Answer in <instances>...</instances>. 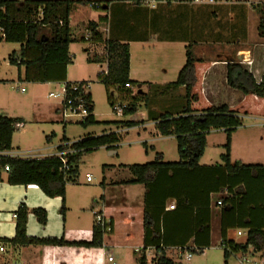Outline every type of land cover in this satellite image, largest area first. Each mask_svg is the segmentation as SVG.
I'll use <instances>...</instances> for the list:
<instances>
[{"label":"crops","instance_id":"1","mask_svg":"<svg viewBox=\"0 0 264 264\" xmlns=\"http://www.w3.org/2000/svg\"><path fill=\"white\" fill-rule=\"evenodd\" d=\"M84 4L76 3L72 7L69 17L71 35L74 13L79 11L77 7H82ZM107 9L108 11H103L99 17L81 22L82 28L86 31L85 36L90 31L91 23L97 24V32L102 36L100 43L85 42L83 36L81 40L89 45L85 52L90 56L89 58L95 55L104 56L109 39L129 44L130 79L138 83L141 93H144L145 89L162 88L176 83L180 70L186 64L188 47L191 48L195 58L211 62L203 78V95L215 107L223 105L234 107L245 100V95L241 91L228 85L230 61L238 64L244 72L251 74L258 84L264 77V36H260L259 32L264 0H228L227 4L219 5H211L207 0H200L197 3L161 4L153 10L145 6L135 7L129 0H113ZM104 17H108V21L100 22ZM72 40L74 42L73 37ZM16 45H19V50L10 54L9 62L13 53L20 55L22 46ZM89 65L100 66L102 72L106 69L105 65L91 63ZM13 66L18 68L17 81H0V114H2L0 117L26 121L23 131L28 123L33 122V125L38 126L42 137H45L47 133L42 127L47 125V116L49 122L55 125L61 103L50 98L51 92L47 94L44 90L57 87L55 90L57 91L64 83L28 82L26 67L19 64ZM67 76L66 82L78 83L69 81ZM79 82L87 81L80 79ZM19 83L28 85V89L23 92L24 87ZM15 90L21 96L18 94L15 96L13 94ZM178 94L182 96L184 90L180 89ZM49 100L51 106L48 104ZM173 104L174 102H171L169 107ZM155 112L158 113V110ZM242 119L243 126L232 135L231 162L264 167V117L243 116ZM245 121L254 123L245 126ZM245 127H248L247 130ZM136 128L138 127L115 132L127 136ZM252 128L258 129V132H249ZM18 132L13 135L11 150L8 152H23L47 158L59 152L60 146L71 143L68 140L66 143L63 141L54 143L52 140L54 134L46 138V145L42 143L21 145L16 141ZM156 134L161 138H173L162 137L158 131ZM22 146H25V149H22ZM110 154L114 155L116 152L112 151ZM160 156L163 163L176 162L166 161L163 152ZM202 157L199 161L202 167L222 165L221 156L220 163L216 164H201ZM130 167L122 165L119 169L114 167L109 170L115 173L116 177L111 180L112 176L109 177L108 174V180L105 179L102 183L100 202L95 195L81 191L76 185H67L64 216L61 212L63 205L61 198L47 197L36 185H9L7 172L2 173L0 246H3L5 251L0 252V264H109L106 252L111 255V249L120 245L134 250L136 254L140 253V259L145 255L147 264H155L153 261L157 256L156 249L145 247L144 244V215L148 190L144 185L128 184L134 179ZM260 175L261 177L257 174L255 178L251 176L243 178L244 195L237 201V208L231 210L229 203L222 208L216 206V202L221 197L227 196L224 191L219 193L226 181L222 171L204 169L161 174L152 189L149 208L155 213L159 209L162 211L159 229L162 235H165L161 250L166 257L178 263L176 259L186 249L194 251L199 247L197 245L202 247L208 244V234L203 232L206 226L210 229V247L206 250L213 247L214 235L219 238L221 247L224 240L223 229L226 230V241L243 245L247 242L249 233L245 224L251 225L252 228H264V210L256 211L254 208L260 204H263L262 208H264V170ZM106 181L110 183L107 184ZM180 201L188 204V207L181 205L175 212ZM21 206H25L24 210L28 212L26 226L28 237L64 239L69 243L92 242L95 217L101 214L111 226V231L102 238L107 250L105 251L101 246L87 249L22 246L9 243L16 236L18 221L14 215L19 212ZM36 209L46 212L45 225H41L33 214ZM240 255L231 257L239 260ZM255 257L264 261V250Z\"/></svg>","mask_w":264,"mask_h":264},{"label":"trees","instance_id":"2","mask_svg":"<svg viewBox=\"0 0 264 264\" xmlns=\"http://www.w3.org/2000/svg\"><path fill=\"white\" fill-rule=\"evenodd\" d=\"M135 7H147L149 0H129ZM192 1V0H189ZM76 3H86L72 0H0V24L6 31V43L20 44L22 46L20 55L13 53L10 63L19 64L26 67V81L32 83H65L67 68L72 64L69 47L73 43L70 30V13ZM100 5L96 10H105L113 3V0H103L94 2ZM92 3V4H94ZM171 3L165 4L169 5ZM161 5V4H160ZM159 5V6H160ZM151 9V8H149ZM153 10V9H151ZM108 17L100 19V22H107ZM97 24L91 23L89 30L92 33V41L100 43L102 36L97 32ZM260 36H264V11L262 12L259 27ZM91 64L108 65V74H99L98 80L107 90L109 103L112 108L116 102L110 94L112 89H116L120 95L126 96L131 100L129 105H125L123 115H134L137 112L139 103L150 104V98L145 93H141L138 83L130 79V47L129 44L107 41V48L104 56H93L88 59ZM211 62L197 59L194 57L191 48L187 50V61L178 75L176 83L166 87L157 88L162 92L158 95L170 98L174 104L161 113L159 116L155 111L150 112L149 119L156 123V130L162 137H173L178 144L179 161L174 163H163L161 156L155 162L144 165H133L129 169L133 180L128 182L130 185H144L148 190L146 196L147 208L144 217L145 247H154L157 256L155 264H180L175 263L166 257L161 250L165 235H162L159 227V219L162 211L154 212L149 208V202L153 187L156 185L159 176L163 173L174 174L177 171H196L209 169L210 171H222L226 181L219 193L227 195L221 197L216 202H221L219 208L229 203L231 210L237 207V201L244 195L243 178H255L264 170L262 166H245L231 162V143L233 133L243 126V116L264 117V77L258 84L251 74L244 72L241 67L233 61L228 63V85L231 88L241 91L245 95L244 102L229 107L223 105L215 107L211 105L203 95V78L206 71L210 68ZM132 86L136 91L127 89L126 85ZM183 89L184 94H178ZM176 97L178 100H176ZM91 107V116L82 124H95L94 107L91 95L88 96ZM182 101V102H180ZM155 116V118H153ZM25 122L21 119H10L0 117V152L10 151L13 135L24 127ZM138 122L118 123L117 130L132 129L138 127ZM224 131L226 133V143L223 146L224 153L221 155L222 165L213 167H202L199 164L200 158L204 155L207 145V137L211 132ZM124 138L120 132H111L102 136H89L81 141L72 143L71 146H60L59 152L75 150L76 153L67 156L70 166L65 170L60 160L47 158L42 160H7L0 161V181L5 167L9 166L7 172V182L12 186L36 185L49 198H61L63 201L61 212L65 215L66 207V188L69 183H74L78 173V164L85 153L96 151L106 147L113 150L122 144ZM67 140H63L66 143ZM232 183V184H230ZM230 184V185H229ZM218 193V192H217ZM247 194V193H246ZM181 205L188 207L180 201L176 211ZM263 204L254 206L255 210H264ZM229 207V208H230ZM21 206L17 213L16 236L9 243L22 246H52V247H77V248H96L102 245L103 234L100 228L94 227L92 242L69 243L64 239H37L28 237L26 233L28 212ZM37 221L41 225L47 222V214L44 210L36 209L33 211ZM203 228V232L208 234V244L197 245L198 250H205L210 247L209 226ZM249 229L247 242L243 245L226 241V230L223 229V244L225 245L224 259L225 264L232 255L246 254L249 247L255 253L264 250V228ZM202 230V229H201ZM198 235L195 237L197 243ZM185 248V246H184ZM183 248V249H184ZM140 264H147L145 255L140 259Z\"/></svg>","mask_w":264,"mask_h":264},{"label":"rangeland","instance_id":"3","mask_svg":"<svg viewBox=\"0 0 264 264\" xmlns=\"http://www.w3.org/2000/svg\"><path fill=\"white\" fill-rule=\"evenodd\" d=\"M84 1L86 3L82 7H77L79 11L74 13L73 16L74 25L72 37L74 42L69 48L72 64L68 68L67 77L68 80L72 82H79L80 79H85L90 83V94L94 107L93 115L95 116L96 123L86 126L77 121L70 120L72 122L65 124L62 123L61 117L58 114L57 123L54 125L49 122V116H47V125L46 127H42V129L46 130L47 136L42 137V134L38 131V126L36 124L33 125L32 122L28 123L25 131H23L22 128V130L19 129V132L17 131L18 135H16V141L17 144L21 143V145H35L39 143L46 145V138L55 134L52 138L54 143H60L64 139L71 143H75L89 136H102L105 133L109 134L111 132H115L117 130L118 123L138 122V128L130 131L129 135L125 136L124 133H120L124 140L122 144L113 150L103 147L96 151L85 153L78 164V173L76 175L75 182L68 184L69 186L76 185L81 188V191L95 195L97 197V201L100 202L103 191L102 183L105 179L108 180V174L109 177L112 176L111 180L116 177L115 173L109 171L110 169L114 167L119 169L122 165L132 166L151 163L156 161L157 156L162 152L165 153L166 161L177 162L179 160V154L176 139L157 137L156 124L153 120L151 121V119H149L151 111L158 110L157 114L159 116L161 113L169 109L171 102H173L166 96L162 97L158 95L159 92H162L161 90H158L157 88H152L150 90L145 89L144 93L146 97L150 98V104L139 103L137 106V112L134 115L118 116L111 107L107 90L98 80V75L101 74L103 69L97 65H89L88 58L90 56L85 52L89 45L81 40V38L85 36L84 34H86V31L82 28L81 22L86 19H95L102 15L104 9L96 10L91 5L94 2H100L103 0ZM105 7V4L102 5V8ZM18 50L19 45L6 44V42L0 44V81H17L16 77L18 68L10 64L9 56L13 51ZM19 84L21 85V83ZM21 87L28 89V85L26 84H22ZM56 89L57 87H51L50 89L44 91H47V94H49ZM13 94H15V96L17 94L18 96H21V94L16 90L13 91ZM110 94L115 99L117 106L123 107L131 103L130 99L124 95H120L116 89H112ZM176 100H178L177 97ZM48 104L51 106L52 103L50 100ZM1 105H3V103ZM153 118H155V116ZM24 122L25 126L26 121ZM251 123L254 122H244L245 126H250ZM246 128L248 127H245V129ZM249 132H258V129L252 128ZM207 141L205 153L200 163H220V156L224 152L223 146L226 143V133L224 131L211 132V134L207 137ZM22 147V149H25V146ZM112 151L116 152V154L111 155L110 153ZM87 175H90L93 178V182L91 184L87 182ZM106 182L107 184L110 183L109 181ZM213 238L214 244L212 248L208 250L205 249L203 253H192L190 249H186L185 252L179 256L178 259H176L177 262L181 264H225L223 249L219 246V238L215 235ZM110 254L115 258L116 264H140L139 256L141 254H136L134 250L129 249L125 245L112 248ZM188 254L192 255V258L189 261L187 260ZM259 261L260 264H264V261ZM229 264H241V262L238 258L231 257Z\"/></svg>","mask_w":264,"mask_h":264},{"label":"built area","instance_id":"4","mask_svg":"<svg viewBox=\"0 0 264 264\" xmlns=\"http://www.w3.org/2000/svg\"><path fill=\"white\" fill-rule=\"evenodd\" d=\"M200 0H149L147 2V6L151 9H156L158 5L160 4H168V3H180V4H187V3H197ZM208 4L211 5H219V4H227L228 0H207ZM93 8L98 9L100 8V5L94 3L91 5ZM7 38L6 31L4 27L0 24V43L5 42ZM85 42H91L92 41V33L89 31L88 34L84 37ZM106 69L102 72L104 75L108 74V65L105 64ZM127 89L134 88L130 85L125 86ZM90 89L91 85L88 82H78V83H69L65 82L61 89L51 92L49 94V97L52 99H55L61 103V109L59 111V116L61 117V120L63 123L67 124L68 122L77 121L79 123H83L88 117L91 116L90 112V101L88 100V96L90 95ZM24 92L25 89H22ZM136 91V90H135ZM125 106L120 107L115 105L113 108L114 111L118 116L123 115V110ZM72 143H69L66 146H71ZM75 150H67L64 152H57L55 154L49 155L47 158H56L60 160L63 164V167L65 170H69L70 166L67 161L68 155L75 154ZM44 156H34L28 153L23 152H8V151H2L0 152V161L3 159L7 160H42L47 159ZM9 166L5 167V172H9ZM87 182L91 183L93 182V178L90 175H87ZM218 206H221V202L217 203ZM14 218L17 219V214L14 215ZM95 225L100 228L101 233L104 235H107L111 231L110 223L105 220V218L101 214H97L95 217ZM101 247L106 251L107 246L102 242ZM221 248L225 249V245L221 244ZM5 249L3 246H0V252H4ZM192 253H203L204 250H194L191 251ZM255 251L252 247H249V250L246 254H242L239 257V260L241 264H260V261L256 259ZM107 261L109 264H116L115 258L111 255H109L106 252ZM192 255L188 254L187 260H191Z\"/></svg>","mask_w":264,"mask_h":264}]
</instances>
